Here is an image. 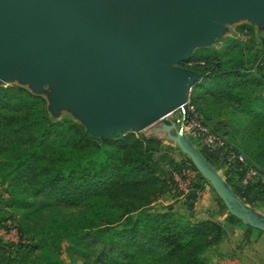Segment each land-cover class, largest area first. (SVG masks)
Listing matches in <instances>:
<instances>
[{
    "label": "trees",
    "instance_id": "16d2710c",
    "mask_svg": "<svg viewBox=\"0 0 264 264\" xmlns=\"http://www.w3.org/2000/svg\"><path fill=\"white\" fill-rule=\"evenodd\" d=\"M236 33L238 36L223 39L226 44L221 54L198 49L186 61L199 75L188 99L206 126L196 110L199 100L213 96L229 103L234 100L237 105L241 101L237 89L264 81V42L257 53L249 54V24L236 26ZM179 113L190 115L186 108ZM149 142L130 131L98 138L68 117L53 121L43 96L18 84L0 85V205L18 220L20 230L14 251L0 252V264H208L204 252L220 240L221 224L209 219H171L168 210L147 208L145 196H129L119 202L122 220L115 228L71 225L66 214L52 216V221L40 225L39 233L24 232L21 222L30 214L69 208L84 196L113 188L162 186L165 180L150 159ZM201 152L204 163L223 171L236 195L264 204L263 169L247 159H230L239 150L227 141L215 149L204 146ZM249 168L257 175L242 183ZM229 209L235 210L232 205ZM236 210L237 217L244 214L239 206ZM61 241L66 243L68 263L36 259L38 250L55 252Z\"/></svg>",
    "mask_w": 264,
    "mask_h": 264
},
{
    "label": "water",
    "instance_id": "95a60500",
    "mask_svg": "<svg viewBox=\"0 0 264 264\" xmlns=\"http://www.w3.org/2000/svg\"><path fill=\"white\" fill-rule=\"evenodd\" d=\"M264 0H0V78L52 88L50 106L80 113L93 136L138 132L179 108L197 73L179 65ZM176 144L229 208L232 196L179 133Z\"/></svg>",
    "mask_w": 264,
    "mask_h": 264
},
{
    "label": "rangeland",
    "instance_id": "374dc122",
    "mask_svg": "<svg viewBox=\"0 0 264 264\" xmlns=\"http://www.w3.org/2000/svg\"><path fill=\"white\" fill-rule=\"evenodd\" d=\"M239 24H249L251 28V34L248 38L251 42V52L249 54L257 53L264 42V7L260 18L257 20L251 21L244 15H237L222 21L220 30L213 34L208 42L190 49L187 58L181 61L179 65L191 69L186 61L198 49L214 50L216 53L221 54L226 44L223 39L238 36L236 26ZM198 78L199 75L196 80ZM7 84H18L35 94L43 96L51 120L68 117L85 126L82 115L71 108L67 106L57 109L51 108L52 88L50 86L43 84L38 88L33 87L16 73L6 78H0V85ZM235 93L238 94L237 96L241 100L237 105L234 100L229 103L220 97L208 96L198 101L196 110L201 114L207 126L223 133V138L229 144L235 146L245 159L264 170V153L261 152V148L264 146V81L256 85L239 88ZM175 114H177V111H175ZM165 119L168 120L169 116ZM162 122L163 120H158L138 132L130 131L136 136L151 141L147 145V149L150 153V159L156 166L158 176L165 180L162 186H152L148 189L113 188L107 193L84 196L69 208L30 214L26 220L21 222L24 232L30 235L37 231L39 233L42 230L40 225L43 226L52 221V216L66 214L71 217V225L78 224L100 230L115 228L122 220L121 211L118 208L119 202L126 197L135 195L139 198L147 197L145 201L141 200L150 210L158 212L168 210L173 214L171 219L174 220H178V218L186 219L189 222L203 220L202 217H204L206 210H211L209 205L212 203L226 208L227 206L216 189L210 184L208 178L202 174L191 157L179 148L174 141V138H178L179 133H181L180 126L176 125L173 129L165 132L161 130ZM188 130H193V126L184 128L186 136L182 134V138L188 142L192 150L202 156L203 143L200 138L191 137ZM96 137L103 138L104 136L98 135ZM206 165L216 173L227 192L232 196L229 204L234 206L235 210L229 209V212L233 215L235 222L238 223L239 219L248 222L244 216L247 215L257 230L264 229V222L254 217L252 207L249 206L248 202L236 195L231 186L225 182L223 171L215 170L207 163ZM238 206L244 213L239 217H237L238 211L236 210ZM18 223L10 210L0 205V252L6 249L14 251V244L20 238ZM24 237L26 235L22 234L21 238L24 239ZM65 244V241H61L60 247L55 252L47 249L38 250L36 259L43 263H53L54 261L68 263L70 259L64 252ZM214 246L204 252L208 264H220L216 259Z\"/></svg>",
    "mask_w": 264,
    "mask_h": 264
},
{
    "label": "crops",
    "instance_id": "0c3cea01",
    "mask_svg": "<svg viewBox=\"0 0 264 264\" xmlns=\"http://www.w3.org/2000/svg\"><path fill=\"white\" fill-rule=\"evenodd\" d=\"M245 201L252 207L254 217L264 222V204L254 199ZM209 207L211 210H206L202 218L218 222L223 228L222 236L214 246L218 262L220 264H264V229L257 230L255 226L241 219L238 223L235 222L228 207L224 208L215 203L210 204Z\"/></svg>",
    "mask_w": 264,
    "mask_h": 264
},
{
    "label": "built area",
    "instance_id": "2783aa9c",
    "mask_svg": "<svg viewBox=\"0 0 264 264\" xmlns=\"http://www.w3.org/2000/svg\"><path fill=\"white\" fill-rule=\"evenodd\" d=\"M190 88L191 86L188 88L185 102L173 112L168 113L165 117L169 116L168 120L173 121L175 125L180 126L181 135L183 134L184 136H186V132L184 131V128L193 126V130L191 131L188 130V133L191 137H199L205 147L211 149L219 148L224 143H226V140L219 133L209 130L206 125L201 123L199 116H197L194 113L193 106L190 104L188 99ZM184 108L188 110L190 115L185 116L179 113V111L180 110L183 111ZM175 111H177V114H175ZM234 158L238 161H243L245 159L243 154L240 152H237L236 154L230 157V159H234ZM256 175H257L256 170L249 168L246 171L241 182L245 183L247 179ZM261 181H263V178L261 179Z\"/></svg>",
    "mask_w": 264,
    "mask_h": 264
}]
</instances>
